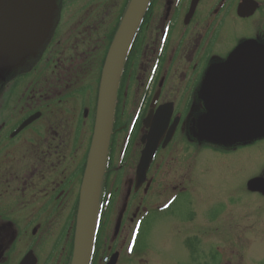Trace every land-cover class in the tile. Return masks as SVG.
<instances>
[{
  "label": "flooded vegetation",
  "instance_id": "af4514ba",
  "mask_svg": "<svg viewBox=\"0 0 264 264\" xmlns=\"http://www.w3.org/2000/svg\"><path fill=\"white\" fill-rule=\"evenodd\" d=\"M6 2L0 55L6 25L18 45L24 27L5 12ZM121 12L101 48L77 52L63 47L67 15L49 10L38 44L21 52L13 72L0 71V264L28 255L36 264H74ZM33 36L29 30L22 40ZM223 67L229 80L214 82L206 100L207 80ZM115 85L86 264H264V135L237 139L235 130L258 127L260 114L263 122L264 0H151ZM210 116L235 137L206 136ZM146 156L152 162L139 173ZM148 225L159 252L139 247Z\"/></svg>",
  "mask_w": 264,
  "mask_h": 264
},
{
  "label": "rangeland",
  "instance_id": "374dc122",
  "mask_svg": "<svg viewBox=\"0 0 264 264\" xmlns=\"http://www.w3.org/2000/svg\"><path fill=\"white\" fill-rule=\"evenodd\" d=\"M59 2L60 0H24L21 7L22 9L18 10L16 9V7L19 5V0H7L5 5V12L9 13L14 20L23 22L24 27L23 29L19 27V29H21L19 31V45L13 42L11 39V37H13V32L11 33V31L14 28L11 24H7L6 27L8 29L1 32L4 45L1 50L2 55H0V71L6 70L7 72L9 70V74L11 73V71L13 72V70H15V68L17 67V65H14V62H17V60H19V57L24 56L21 52L24 50H33V47L38 44V42L42 39L43 31L49 24V10L53 11L52 14H59V12L63 10L64 14L67 15V27H69V29L66 33V37L62 39H67V44L63 45V47L70 46L71 48H73V51L83 52V48H87L88 51L91 49H95L94 51H96L101 48V45L103 43V34H105L108 29L111 30L113 26L112 22L115 18L114 16L117 12H120L123 5V0H64L61 3V7L59 6ZM32 15H36L34 19H30L29 16ZM126 19L127 16L125 17L124 22ZM124 22H122V25L124 24ZM29 30L34 31V35L36 36L23 41L22 38L26 33L29 32ZM39 35L40 37H38ZM96 46L97 48H95ZM68 55L69 54H66L65 56ZM47 78H49V81L52 80L51 75ZM26 84L27 82L22 86ZM40 87L41 86L39 85L38 88ZM105 162L106 160L104 161L101 175H104L103 173L106 168ZM94 202L91 201V209L94 205ZM153 229L152 236H149L150 225H148L146 233L144 234L145 238L139 247H145L146 243H148V245H151L152 249H156L157 252H159L163 248H161V242L155 234L156 229ZM148 247L151 248L150 246ZM153 256L155 257L153 259L154 261H157V258H161L156 254H153ZM167 259L169 261L170 257L167 256Z\"/></svg>",
  "mask_w": 264,
  "mask_h": 264
},
{
  "label": "water",
  "instance_id": "95a60500",
  "mask_svg": "<svg viewBox=\"0 0 264 264\" xmlns=\"http://www.w3.org/2000/svg\"><path fill=\"white\" fill-rule=\"evenodd\" d=\"M150 3V0H138L134 10L132 13L128 15V18L125 20L120 33L108 55V59L106 62L105 69V78H104V87H103V96H102V116L100 121L98 122L97 129L100 131H104L105 121L104 118L107 113V101L110 98V88L115 85L119 78V73L122 67V64L125 60L126 54L130 47V44L135 36V33L139 27V24L143 18V15L146 12V9ZM229 74L225 67L216 71V73L210 77L205 85V98L206 100L212 99V89L213 84L216 81L225 82L228 81ZM264 86V85H263ZM264 97V90H263ZM263 122H261V114H260V122L258 123V127L249 124L247 127L242 124L236 127L237 139H250L255 137V135H264V105H263ZM203 132L206 136L210 138H215L218 140H228L232 136V130L224 124V122L217 121L214 116H210L204 121ZM102 147H103V135L97 134L96 138L93 141L92 149L90 152V157L88 161V167L84 178L83 189H82V199H81V211L79 218V237L78 242L80 247V242L82 241V227L84 225V217L86 212V202L87 196L91 194V188L93 189L96 186V190L101 181V173L104 161L102 160ZM150 161H145L142 159L139 167V173H145L146 166L149 165ZM145 168V169H144ZM144 178V176H137V183ZM96 193V192H95ZM80 249V248H79ZM78 254V255H77ZM74 264H86L85 256L83 253L78 251ZM83 256V257H81ZM21 264H36L35 259L28 255Z\"/></svg>",
  "mask_w": 264,
  "mask_h": 264
},
{
  "label": "bare ground",
  "instance_id": "6f19581e",
  "mask_svg": "<svg viewBox=\"0 0 264 264\" xmlns=\"http://www.w3.org/2000/svg\"><path fill=\"white\" fill-rule=\"evenodd\" d=\"M151 1V0H150ZM137 2H138V0H131V3H130V5H129V7H128V10H127V12H126V16H127V18H128V15L130 14V13H132L133 12V10H134V8H135V6H136V4H137ZM123 6V5H122ZM148 8V7H147ZM147 10V9H146ZM145 15V14H144ZM143 15V16H144ZM35 16L36 15H32V16H29L30 17V19H34L35 18ZM142 21V20H141ZM111 49H112V47H111ZM111 51V50H110ZM109 54H110V52H109ZM121 71V70H120ZM118 75H120V73L118 74ZM115 87H116V85H114L113 84V87L112 88H110V96L112 95V97H113V95H114V92H115ZM208 118V117H207ZM206 118V119H207ZM206 119L204 120V121H206ZM106 130H108V127L106 128L105 126H104V131H100V130H98L97 128H96V130H95V134H94V139L96 138V136H97V134H101V135H103V147H102V155H103V157H102V160L103 161H105L106 160V153H107V151H106V146H107V141H108V132L106 131ZM92 144H93V142H92ZM150 156H146V158L144 159L145 161H150V163H149V165L151 164V162H152V157L151 158H149ZM141 163V162H140ZM149 165H147L146 166V168H148L149 167ZM87 167H88V165H87ZM139 167H140V164H139ZM145 169V168H144ZM86 171H87V169H86ZM91 193L93 192V189L91 188ZM93 196H94V198H93ZM88 195L87 196V202H86V210H87V220L85 219V217H84V219H85V224L84 225H86V228H85V231H84V233H83V235H82V238H81V242H80V247H78V250H77V253H78V251L80 250V252L82 253V251L84 252V254H85V252H86V250L87 249H90L89 248V245H90V240H91V238L93 237V234H92V232L94 231V221H93V219H90V209H91V201H96L97 200V196H95V195ZM92 198H93V200H92ZM93 222V223H92ZM79 237V236H78ZM78 245H79V242H78ZM80 248V249H79ZM88 252V251H87ZM89 253V252H88ZM78 255V254H77ZM76 255V256H77ZM80 255V254H79ZM75 256V257H76ZM81 256V255H80ZM81 257H83V256H81Z\"/></svg>",
  "mask_w": 264,
  "mask_h": 264
},
{
  "label": "trees",
  "instance_id": "16d2710c",
  "mask_svg": "<svg viewBox=\"0 0 264 264\" xmlns=\"http://www.w3.org/2000/svg\"><path fill=\"white\" fill-rule=\"evenodd\" d=\"M130 3H131V0H126V2H125L124 5H123L122 12H121V14H120V18H119V21H120V23H119V28H120L121 25H122V21H123V19H124L125 13L127 12ZM116 34H117V31H116V32L114 33V35L112 36V40H113V41H114V38H115Z\"/></svg>",
  "mask_w": 264,
  "mask_h": 264
}]
</instances>
